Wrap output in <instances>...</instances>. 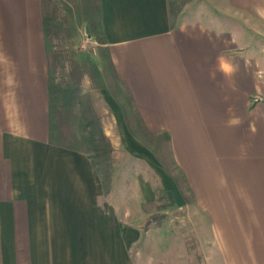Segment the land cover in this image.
Masks as SVG:
<instances>
[{
	"label": "crops",
	"instance_id": "obj_1",
	"mask_svg": "<svg viewBox=\"0 0 264 264\" xmlns=\"http://www.w3.org/2000/svg\"><path fill=\"white\" fill-rule=\"evenodd\" d=\"M97 9L129 110L169 136L188 196L130 133L112 70L87 90L113 119L110 190L53 139L40 0H0V264H140L152 184L172 191L204 264H264V0H188L172 27L168 0Z\"/></svg>",
	"mask_w": 264,
	"mask_h": 264
},
{
	"label": "rangeland",
	"instance_id": "obj_2",
	"mask_svg": "<svg viewBox=\"0 0 264 264\" xmlns=\"http://www.w3.org/2000/svg\"><path fill=\"white\" fill-rule=\"evenodd\" d=\"M171 1L181 6L187 0ZM47 6L48 8L44 11L42 29L45 32L43 37L48 65L52 137L55 141L74 149H91L93 146L89 143V139L92 135L88 133L89 128L83 126L82 112L89 110L86 97L87 95L90 97L87 90L92 82L83 75L79 87L75 88L71 86L69 74L75 62L92 61L101 69L99 45L88 35L89 19H98L97 0H49ZM108 75L105 74L106 82ZM108 85L110 86V82ZM56 94L61 103L53 99ZM93 111L99 117L103 132H106L105 135L108 134L113 121L110 111L103 112V119L99 111L94 108ZM131 115L133 119L135 113L132 110ZM136 133L139 134V132ZM108 139L110 140L109 137ZM150 147L156 150L157 156L166 159L169 165V170H166L177 184L181 194L185 193L186 198L188 193L178 170L171 161L168 143L150 140ZM90 156H94V153H90ZM132 171L136 173L130 167V172ZM172 175L178 176L179 182ZM151 187L153 194L155 189L159 188L157 184L156 186L152 184ZM142 209L146 219L141 229L147 235L141 244L140 264H204L190 223L182 216L180 207L176 204L172 207H163L155 197L154 202H143ZM154 214L160 218L157 221L148 222Z\"/></svg>",
	"mask_w": 264,
	"mask_h": 264
},
{
	"label": "trees",
	"instance_id": "obj_3",
	"mask_svg": "<svg viewBox=\"0 0 264 264\" xmlns=\"http://www.w3.org/2000/svg\"><path fill=\"white\" fill-rule=\"evenodd\" d=\"M49 0H40L41 4V14H42V24H43V17L44 11L48 8L47 3ZM188 1V0H187ZM186 2V1H185ZM184 2V3H185ZM184 3L179 6L176 5L171 0H168V9H169V17H170V26L172 27L174 21L179 14L182 6ZM99 20H95L93 18L89 19L88 21V35L93 38L99 45V55H100V62H101V70L97 66L96 63L92 61H83V62H75L70 70L69 79L71 86L78 88L80 84V80L82 76L86 75L88 79L92 82L94 87L101 88L106 87L104 82V76L107 73V70L113 71L112 81L114 82L116 89L112 90L114 97L120 104L122 108V114L124 120L127 124V127L130 133L135 136L141 143H143L146 148H148L156 157V159L167 169L169 170V165L166 159L160 158L156 154V150L150 147V140H154L155 142L159 143L164 141L166 143L169 142V136L164 133H153L146 128L143 127L140 117L137 113H135L134 118L132 119L131 110L130 109V97L123 93L119 87L118 80L114 75L113 65L110 59V55L108 49L103 47L105 44L104 37L99 29L98 25ZM43 26V25H42ZM43 35L44 31L42 29ZM45 36V35H44ZM48 92L49 91V84H48ZM50 96V95H49ZM57 100V102L61 103L58 100V95L56 94L53 98ZM89 110L82 112V120L84 121V128H89V134L92 137L89 139V143L93 146V148L89 149L86 148L82 150L85 152L91 160L93 167L96 169L98 174L102 180V187L105 193H107L110 189V181H111V171H112V164H111V153H112V144L108 137L102 130L101 123L99 120L98 115L93 111L92 102L90 97L87 95L86 97ZM58 103V104H59ZM136 132H139L137 134ZM90 153H94V156H90ZM171 173V172H170ZM174 179L180 180L178 176L172 175ZM156 200L162 203L163 207H172L175 204L174 195L171 190L169 189H162L158 188L154 191ZM160 216L153 215L149 221H157Z\"/></svg>",
	"mask_w": 264,
	"mask_h": 264
},
{
	"label": "clouds",
	"instance_id": "obj_4",
	"mask_svg": "<svg viewBox=\"0 0 264 264\" xmlns=\"http://www.w3.org/2000/svg\"><path fill=\"white\" fill-rule=\"evenodd\" d=\"M219 68L226 75L231 74L235 70V66L230 61L224 59H221L219 61ZM228 123L230 126H234V125H238L240 123V120L238 118H233L229 120ZM250 127L252 128L253 131H255L254 125H250Z\"/></svg>",
	"mask_w": 264,
	"mask_h": 264
}]
</instances>
